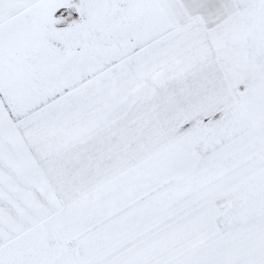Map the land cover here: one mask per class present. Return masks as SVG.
Instances as JSON below:
<instances>
[{"label":"snow or ice","instance_id":"1","mask_svg":"<svg viewBox=\"0 0 264 264\" xmlns=\"http://www.w3.org/2000/svg\"><path fill=\"white\" fill-rule=\"evenodd\" d=\"M0 264H264V0H0Z\"/></svg>","mask_w":264,"mask_h":264}]
</instances>
